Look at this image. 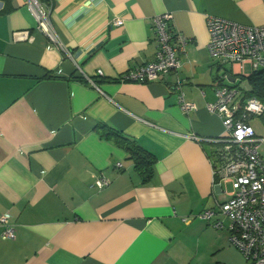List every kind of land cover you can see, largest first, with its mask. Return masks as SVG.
Masks as SVG:
<instances>
[{
    "label": "crops",
    "instance_id": "obj_1",
    "mask_svg": "<svg viewBox=\"0 0 264 264\" xmlns=\"http://www.w3.org/2000/svg\"><path fill=\"white\" fill-rule=\"evenodd\" d=\"M39 1L70 57L24 0H0V215L15 232L3 239L0 227V264H203L204 249H231L228 220L215 229L197 217L227 197L204 139L223 132L207 104L231 66L209 55L207 22L264 25V0ZM165 13L187 39L179 68L150 84L121 81L154 60L153 17ZM177 79L195 105L188 114ZM117 138L155 157L149 182ZM101 174L110 184L98 189Z\"/></svg>",
    "mask_w": 264,
    "mask_h": 264
},
{
    "label": "built area",
    "instance_id": "obj_2",
    "mask_svg": "<svg viewBox=\"0 0 264 264\" xmlns=\"http://www.w3.org/2000/svg\"><path fill=\"white\" fill-rule=\"evenodd\" d=\"M41 4L39 0H24V5L36 19L38 30L48 42L70 57L52 29L50 8ZM170 20L171 16L167 13L153 17L155 58L121 75V81L150 84L177 71L178 53L184 52L187 39L171 29L168 25ZM207 23L209 41L206 48L209 55L221 65H230L231 70L225 71L219 78L214 88L215 101L207 104V109L219 117L223 132L218 137L204 140L210 143L207 159L214 183L225 189L231 185L232 190L225 192L227 197L224 200L217 201L214 207L197 217L215 229L224 227L223 218L228 220L230 244L248 263L264 264V154L260 152L264 145V102L246 96L247 91L234 84L236 77L248 78L264 69V25L242 26L214 17ZM111 25L123 26V21L115 19ZM28 40L31 41V38ZM231 77L235 78L233 83L230 82ZM181 85L182 81L177 79L174 86L179 90V110L188 114L195 109V105L185 101ZM254 121L261 125L259 135L252 126ZM109 184L110 180L102 174L94 181L98 189ZM9 215L8 212L0 215L1 236L7 240L15 238Z\"/></svg>",
    "mask_w": 264,
    "mask_h": 264
},
{
    "label": "trees",
    "instance_id": "obj_3",
    "mask_svg": "<svg viewBox=\"0 0 264 264\" xmlns=\"http://www.w3.org/2000/svg\"><path fill=\"white\" fill-rule=\"evenodd\" d=\"M251 84V89L247 91L248 97H256L261 102H264V71L254 72L251 76L247 78ZM104 126L101 124L96 125V130L100 131ZM122 139V138H121ZM117 142L123 147L129 158L134 164V167L138 174H140L142 181L149 182L153 178L155 157L145 150L141 149L139 145L129 140L116 139Z\"/></svg>",
    "mask_w": 264,
    "mask_h": 264
},
{
    "label": "rangeland",
    "instance_id": "obj_4",
    "mask_svg": "<svg viewBox=\"0 0 264 264\" xmlns=\"http://www.w3.org/2000/svg\"><path fill=\"white\" fill-rule=\"evenodd\" d=\"M236 83L234 84H237L239 85L244 91H248L251 89V84L249 83V81L247 80V78H243V77H236ZM252 126L254 127V129L256 130L255 132L259 135L261 133V125L259 122L257 121H254L252 122ZM260 152L262 154H264V145L261 146L260 148ZM227 191L228 192H231L232 188H231V185H228L226 187ZM231 249H228L227 247L224 249V250H220L219 252L217 253H213V255H209L208 254V250H203L202 254L203 255V259L202 261L204 262L203 264H222L220 263L222 261V258H229L232 260V263L233 264H249L248 262H245L238 254V250L234 247V246H230ZM238 251V252H237ZM240 253V252H239ZM213 256V257H211ZM218 262V263H217Z\"/></svg>",
    "mask_w": 264,
    "mask_h": 264
},
{
    "label": "water",
    "instance_id": "obj_5",
    "mask_svg": "<svg viewBox=\"0 0 264 264\" xmlns=\"http://www.w3.org/2000/svg\"><path fill=\"white\" fill-rule=\"evenodd\" d=\"M234 81H235V78H234V77H231V78H230V82L233 83Z\"/></svg>",
    "mask_w": 264,
    "mask_h": 264
}]
</instances>
